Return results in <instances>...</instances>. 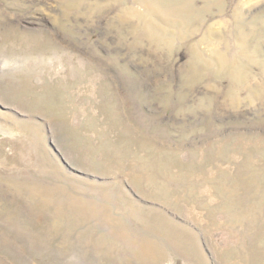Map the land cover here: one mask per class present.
Returning a JSON list of instances; mask_svg holds the SVG:
<instances>
[{"label":"rangeland","instance_id":"obj_1","mask_svg":"<svg viewBox=\"0 0 264 264\" xmlns=\"http://www.w3.org/2000/svg\"><path fill=\"white\" fill-rule=\"evenodd\" d=\"M0 264H264V0H0Z\"/></svg>","mask_w":264,"mask_h":264},{"label":"bare ground","instance_id":"obj_2","mask_svg":"<svg viewBox=\"0 0 264 264\" xmlns=\"http://www.w3.org/2000/svg\"><path fill=\"white\" fill-rule=\"evenodd\" d=\"M126 239H125V243L131 247H135V246H138V247H143L141 248L140 250L143 251L144 253H150L151 252V249H152V245L149 243V242H144L142 241L141 239L140 240H137L136 238H133V236H131V233H127V235L125 236ZM133 238V239H132ZM139 238V237H138ZM151 255V254H149ZM160 256V255H159ZM164 258V255L162 256Z\"/></svg>","mask_w":264,"mask_h":264}]
</instances>
